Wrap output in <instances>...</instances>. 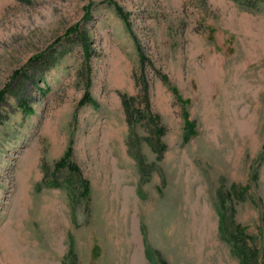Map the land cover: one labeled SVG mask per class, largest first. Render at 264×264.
<instances>
[{"label": "rangeland", "instance_id": "rangeland-1", "mask_svg": "<svg viewBox=\"0 0 264 264\" xmlns=\"http://www.w3.org/2000/svg\"><path fill=\"white\" fill-rule=\"evenodd\" d=\"M241 1L0 0V264H264V0Z\"/></svg>", "mask_w": 264, "mask_h": 264}, {"label": "trees", "instance_id": "trees-1", "mask_svg": "<svg viewBox=\"0 0 264 264\" xmlns=\"http://www.w3.org/2000/svg\"><path fill=\"white\" fill-rule=\"evenodd\" d=\"M234 1H236V2H239V3H241L242 1L241 0H234ZM39 59V61L37 60L36 61V63L37 62H39V63H41V64H45V65H47L48 66V63H49V57H47L46 55H42L40 58H38ZM48 69V68H47ZM131 103H133V98H130V99H126V100H124V106H125V108H126V112H125V115H126V120H127V123L129 124V125H131L132 124V122H133V120H135L136 121V119L134 118V112H133V110L130 108L131 107ZM147 104V103H146ZM139 112V111H138ZM153 120H154V122L156 123L157 122V118L156 117H153ZM159 130V128L157 129V131ZM241 245H238L237 244V242L235 243H233V247L235 248V249H237V252H239L238 250L241 248V249H243L242 248V246L240 247ZM243 251V250H242ZM241 251V254L243 253L244 254V252H242ZM243 257L245 258V256L243 255Z\"/></svg>", "mask_w": 264, "mask_h": 264}]
</instances>
